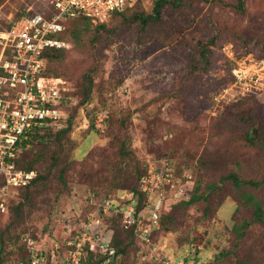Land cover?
<instances>
[{
	"label": "rangeland",
	"instance_id": "obj_1",
	"mask_svg": "<svg viewBox=\"0 0 264 264\" xmlns=\"http://www.w3.org/2000/svg\"><path fill=\"white\" fill-rule=\"evenodd\" d=\"M48 2L5 0L0 4V30L22 9L41 11ZM223 3L235 0H186L182 9L166 8L162 20L143 39L137 40L128 28L118 41L101 42L95 103L87 107L78 106L79 85L82 73L93 64L89 41L95 25L75 27L68 53L54 63L69 114L75 110L73 129L64 140L69 160L66 185L53 177L38 187L25 204L22 219L6 231L11 207L22 199L20 192L13 194L8 214L0 218V236L2 233L6 243L19 247L32 239L46 264H68L69 241L82 235L90 219H98L91 232L99 241L114 239L127 245L126 254L106 259L104 264H178L184 257L195 264L193 254L205 246L209 248L206 252L198 250L199 264L229 247L234 225L251 215L250 207L239 206L241 199L229 183L208 198L207 215L202 201L184 204L196 187V194L202 195L229 171L247 177L264 173V96L253 95L234 104L226 99L215 101L229 85L237 62L251 54L246 51L264 57V0H244V12ZM151 7L150 2L142 4L145 13ZM121 20H107V27L120 26ZM211 35L215 41L209 68L188 75V38ZM227 44L233 47V59L222 52ZM89 116L94 118L93 129ZM112 116L123 118L124 124H114ZM253 129L250 144L246 138ZM122 142L129 151L124 160L118 153ZM37 143L33 139L29 149ZM166 163L170 180L162 181L141 209L148 218L162 189L165 191L157 212L160 221L153 224L156 230L148 241L138 234L129 238L123 231L122 209L136 207V197L130 194L134 167L147 171L148 164L163 168ZM254 194L263 199L264 187ZM101 198L114 203L113 210L102 211ZM263 230L264 226L256 225L248 231L245 246L236 251L237 264H264ZM190 239L193 246L188 247ZM16 247L6 249L5 264H26L24 253Z\"/></svg>",
	"mask_w": 264,
	"mask_h": 264
},
{
	"label": "built area",
	"instance_id": "obj_2",
	"mask_svg": "<svg viewBox=\"0 0 264 264\" xmlns=\"http://www.w3.org/2000/svg\"><path fill=\"white\" fill-rule=\"evenodd\" d=\"M142 1L147 0H51L53 12L49 16L23 15L8 30H0V217L8 211L13 190L29 185L36 176V171L20 169L16 164L19 154L30 147L34 130L62 125L68 114L63 82L42 74L46 68L44 51L68 47L54 37L64 30L66 20L85 16L96 24L108 14L121 12ZM222 52L229 59L235 57L231 45H224ZM237 65L231 71L235 78L233 83L224 87L215 101H236L250 93L264 96V59L255 60L248 54ZM167 166V163L163 168L148 164L140 186L147 197L153 195L162 181L170 180ZM164 192L162 189L148 218L133 206L123 208V228L133 227L136 234L148 241L151 228L158 220L160 196ZM93 224L98 225L99 220L90 219L82 235L69 241L68 264H82L88 251L98 250L108 257L114 255L108 241H99L97 234L91 232ZM26 246L31 253L29 264H46L32 239H26ZM178 264L191 263L181 260Z\"/></svg>",
	"mask_w": 264,
	"mask_h": 264
},
{
	"label": "trees",
	"instance_id": "obj_3",
	"mask_svg": "<svg viewBox=\"0 0 264 264\" xmlns=\"http://www.w3.org/2000/svg\"><path fill=\"white\" fill-rule=\"evenodd\" d=\"M5 0H0V4ZM49 5L46 9L43 10H26L22 9L15 15L10 24L6 25L4 30H8L12 24L18 20L21 16H32L36 13L43 14L45 16H49L53 12V7L50 3L51 0H48ZM186 0H147L134 4L131 7L124 9L121 12H112L108 14V16L102 20L94 24V33L89 41L90 48L92 49V58L93 64L88 67L81 76V82L79 85V95L80 101L78 106L87 107L91 104H94V91H95V76L97 75L100 68V57L98 56V45L101 42L114 43L121 38L128 28H131L137 40L143 39L148 36L151 29L158 24L163 17V11L166 8L173 9H182ZM144 2H150L152 7L149 13H145L142 9V4ZM226 7L233 8L239 12L245 11L244 0H235L233 4H224ZM121 18L120 26H115L112 28L107 27V20L118 19ZM85 24H93L91 19L85 16H77L71 19H68L64 23V30L62 32L57 33L54 37L65 44H69L70 39H74L75 35V27L79 25ZM2 30V31H4ZM215 36L211 35L208 38H188L189 43V64L187 67L188 75L192 76L196 73H203L207 71L210 66V58L212 56L211 47L214 45ZM228 43V42H227ZM232 43V42H231ZM68 48H47L43 56L46 59V68L42 73L46 77H58V70L54 63H57L65 55L68 53ZM245 53H251L255 60L264 59V57H258L250 51H246ZM234 76H231V81L229 83L232 84L234 81ZM257 96L255 93L247 94L240 99L236 100V102H232V104L242 101L243 99L250 96ZM76 109V108H75ZM75 110L73 109L70 114H68L66 118L62 120V123H66V126L57 130L52 131L50 128L52 126H47L42 129L34 130L33 137L30 140V146L32 140H37L39 143L33 145L31 149H26L22 151L18 158L16 159L17 167L20 169H24L26 171L34 170L36 171L35 178L30 182L29 185L21 188H16L13 190V194H18L19 192L22 195L21 201H19L15 206L11 207V218L7 221L5 230L8 231L9 228L16 222L22 219L23 216V208L26 203L31 201L34 191L45 184H47L51 178L56 177L59 182L65 186V173L69 166V160L66 159V147L64 140L68 138L69 132L73 129L72 119L74 118ZM114 124L119 123V125L124 124V119H115L113 116ZM94 118L93 116H89L90 127L93 129L94 126ZM43 131V133H41ZM93 131V130H92ZM246 141L250 144L254 141L253 130L248 133ZM87 142V141H86ZM89 142V140H88ZM87 142V143H88ZM36 148V149H35ZM35 149V150H34ZM31 152V153H30ZM119 159L124 160L129 158V151L126 149V144L122 142L118 148ZM175 172V170H174ZM146 170L139 168L138 166L134 167V183L130 187L131 197H136L135 208L137 212H141V209L146 202L147 196L141 192V178L145 175ZM176 174V172H175ZM229 183L235 193L240 197V207L248 206L251 209V215L248 218L243 219L240 222H237L233 228V239L228 241L229 247L222 249L219 251L212 260H208L207 262H201L199 264H228L227 262L233 261L237 264V252L241 247L245 246L246 236L249 230H251L256 225L264 226V198H258L254 193L259 191L264 187V173L257 176L247 177L236 170L229 171L219 177L217 182L212 183V185L208 186V191L202 195L196 194V189L193 191L191 197L184 204H194L196 202L202 201L205 205L203 208V214L207 215L209 211V205L207 204L208 198L214 193L218 192L223 185ZM93 192H97L96 189L92 190ZM92 192V193H93ZM95 193L92 194L94 196ZM12 199L9 200L8 211L10 209V204ZM99 206L102 211L105 212L109 210H113L114 203H111L110 200L101 198L99 200ZM215 213V210L212 214ZM121 215V214H120ZM1 218V217H0ZM160 221V219L158 220ZM156 227H152L149 233V236L153 232ZM123 231L128 233L129 238H133L135 236L134 228L131 227L129 229H124ZM262 236L264 237V230L262 232ZM192 239L189 240V245H191ZM109 246L114 249V255H124L126 254L127 245L122 244L121 240L116 241L112 240L108 242ZM17 244L11 242H5L2 237V233L0 236V264H5L7 255L10 250H14ZM16 249H19L22 253H24L23 261L26 264H29L31 253L28 250L25 243L22 246H17ZM203 249H196L195 255L193 254L192 259L195 264H198L200 261V256L198 255V250L206 252L209 248L203 246ZM8 253V254H7ZM108 257V255L101 254L98 250L96 251H88L86 254V259L82 264H104L106 259L113 258ZM185 260L188 258L184 257ZM183 259V260H184Z\"/></svg>",
	"mask_w": 264,
	"mask_h": 264
},
{
	"label": "water",
	"instance_id": "obj_4",
	"mask_svg": "<svg viewBox=\"0 0 264 264\" xmlns=\"http://www.w3.org/2000/svg\"><path fill=\"white\" fill-rule=\"evenodd\" d=\"M253 135H255V129H253Z\"/></svg>",
	"mask_w": 264,
	"mask_h": 264
}]
</instances>
